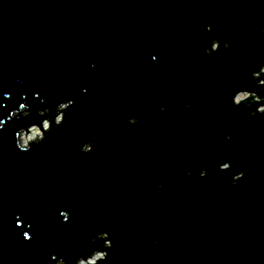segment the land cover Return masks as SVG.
Listing matches in <instances>:
<instances>
[{"label":"water","instance_id":"1","mask_svg":"<svg viewBox=\"0 0 264 264\" xmlns=\"http://www.w3.org/2000/svg\"><path fill=\"white\" fill-rule=\"evenodd\" d=\"M261 64L264 0H0V264H264Z\"/></svg>","mask_w":264,"mask_h":264},{"label":"clouds","instance_id":"2","mask_svg":"<svg viewBox=\"0 0 264 264\" xmlns=\"http://www.w3.org/2000/svg\"><path fill=\"white\" fill-rule=\"evenodd\" d=\"M210 30V28H209ZM229 44L225 43L224 44V48L227 49L229 48ZM220 48V42L218 40H213L211 43V46L207 49H205L206 54L211 55L213 52H217ZM155 59V58H154ZM264 64H261L258 68V70H254L251 72V78L257 81V87H261L264 86ZM247 102V103H245ZM232 103L233 106L235 107H239L241 104H245V107H251L252 104H257L259 105V107L256 108V110L254 112H251L250 115L255 117L256 115H264V97L259 96L256 92L254 91H249V90H239L235 93V95L232 98ZM72 101H68V102H62L57 106L56 109V115L54 117V124L57 128L60 127L61 123L64 121V113L65 111L71 106ZM186 108L190 107V105H185ZM49 109H43L40 110L38 112V115L41 117H46L44 118L40 124H31L29 127L27 128H23L19 131H17L15 133V141H16V146L19 150L21 151H30L31 146L33 144H39L41 143L46 137L44 135V133H40L38 130V125L42 126L44 129V132H49L51 131L52 127H53V121L52 119L48 118L49 116ZM30 109L29 106L21 103L19 105V108L16 110H13L11 112V118H17L20 116L23 117H28L30 115ZM162 118V117H161ZM129 123L131 124H135L137 123L135 118H131L129 120ZM4 126V121L0 120V129H2ZM203 127V126H201ZM22 132H31L32 135L31 136H27V138L24 140V142L21 144L18 142V136L22 133ZM39 135L40 139L38 142L33 143L31 145H29L28 141L29 140H34L35 137ZM226 140H231V136L228 135L225 137ZM92 151V148L89 147L88 152ZM86 154V153H85ZM231 168V164L230 162H225L223 164L220 165V170L221 171H227ZM188 175H191V173L189 172ZM200 177L203 178L207 175V172L205 169H201L200 173H199ZM244 177V173L243 172H239L238 174L234 175L232 178V182L233 185L235 186L236 184H238V182ZM210 188V186H208ZM61 216L63 217V220L65 222H67V220L69 219V214L67 212H61ZM24 238L30 239V236L27 232L24 233ZM95 240H101L103 241V248L105 249H110L112 247V242L110 239V235L107 232H100L96 235V237L94 238ZM108 257V252L107 251H103V250H95L93 251L87 258H79L76 261V264H96L97 260H103L105 261ZM53 259H56V257H53ZM57 264H65V261L63 259H59L57 261Z\"/></svg>","mask_w":264,"mask_h":264},{"label":"rangeland","instance_id":"3","mask_svg":"<svg viewBox=\"0 0 264 264\" xmlns=\"http://www.w3.org/2000/svg\"><path fill=\"white\" fill-rule=\"evenodd\" d=\"M38 130H39L40 133H42L41 130H40V128H38ZM43 130H44V129H43ZM31 135H32L31 132H30V133H27V134H26V132H23V133L21 134L22 141H21V138H20L21 144L24 142V140L27 138V136H31ZM35 139H38V140H39V139H40L39 135H37V136L35 137ZM35 139H34V140H29L28 143L34 142Z\"/></svg>","mask_w":264,"mask_h":264},{"label":"bare ground","instance_id":"4","mask_svg":"<svg viewBox=\"0 0 264 264\" xmlns=\"http://www.w3.org/2000/svg\"><path fill=\"white\" fill-rule=\"evenodd\" d=\"M21 138V141H22V137H20Z\"/></svg>","mask_w":264,"mask_h":264}]
</instances>
